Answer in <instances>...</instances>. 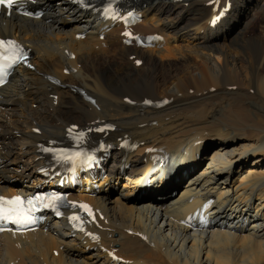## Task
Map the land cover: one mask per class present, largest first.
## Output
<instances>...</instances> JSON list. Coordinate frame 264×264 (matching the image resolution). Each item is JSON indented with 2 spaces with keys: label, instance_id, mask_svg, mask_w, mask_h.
Wrapping results in <instances>:
<instances>
[{
  "label": "bare ground",
  "instance_id": "6f19581e",
  "mask_svg": "<svg viewBox=\"0 0 264 264\" xmlns=\"http://www.w3.org/2000/svg\"><path fill=\"white\" fill-rule=\"evenodd\" d=\"M58 2L24 3L41 18L0 8V38L31 55L0 90V197L54 187L45 146L75 125L113 148L105 177L94 173L100 193L76 188L63 220L0 234V264H264V0L129 1L109 22L105 1ZM127 16L149 46L127 43ZM85 201L96 216L76 230L69 216Z\"/></svg>",
  "mask_w": 264,
  "mask_h": 264
},
{
  "label": "snow or ice",
  "instance_id": "6c2138e0",
  "mask_svg": "<svg viewBox=\"0 0 264 264\" xmlns=\"http://www.w3.org/2000/svg\"><path fill=\"white\" fill-rule=\"evenodd\" d=\"M0 5H6L8 8H11L13 5V0H0ZM5 45H14V42L12 40H3L0 39V50H2ZM2 52H0V58H2ZM2 72L3 69L0 68V80H2ZM10 205H21L24 203V201H22L20 198H15L11 201L7 202ZM28 203H31L30 201ZM5 201L3 198H0V219H5L7 218L8 220H10L13 223H22V222H26L29 221V217L23 213L20 212L18 210V208H8L7 210L4 207ZM11 213V215H8L7 217L5 216V212Z\"/></svg>",
  "mask_w": 264,
  "mask_h": 264
},
{
  "label": "rangeland",
  "instance_id": "374dc122",
  "mask_svg": "<svg viewBox=\"0 0 264 264\" xmlns=\"http://www.w3.org/2000/svg\"><path fill=\"white\" fill-rule=\"evenodd\" d=\"M175 11V14H174V16H176V17H178L179 16V14H181L182 13V11H181V9H175L174 10ZM186 13V12H185ZM184 13V14H185ZM183 14V15H184ZM248 22V18L246 17V15H245V13L243 14H241L239 17H238V19H237V21H235V25H234V28H233V31H234V29H236V28H238L239 27V25H241V26H244L245 25V23H247ZM168 40H171V39H167V41ZM163 46H161V48H162ZM175 62H176V66H182V64H181V60H180V58L179 59H175ZM225 86V85H224ZM254 91H252V93H253ZM35 107H36V105H34L33 106V108L35 109ZM109 167H112L113 166V162H112V159L111 160H109L108 161V164H107ZM117 184V190L119 191V193L121 192H124V187H123V185H124V181H117L116 182Z\"/></svg>",
  "mask_w": 264,
  "mask_h": 264
}]
</instances>
